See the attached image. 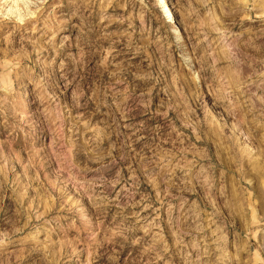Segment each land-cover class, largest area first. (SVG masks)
Returning <instances> with one entry per match:
<instances>
[{"label":"rangeland","instance_id":"374dc122","mask_svg":"<svg viewBox=\"0 0 264 264\" xmlns=\"http://www.w3.org/2000/svg\"><path fill=\"white\" fill-rule=\"evenodd\" d=\"M0 264H264V0H0Z\"/></svg>","mask_w":264,"mask_h":264},{"label":"bare ground","instance_id":"6f19581e","mask_svg":"<svg viewBox=\"0 0 264 264\" xmlns=\"http://www.w3.org/2000/svg\"><path fill=\"white\" fill-rule=\"evenodd\" d=\"M160 1H164V0H160ZM164 14H165V17L167 19V23L172 26V31L174 33L178 32L179 31V27H178V24H177V20H176V16H175V13L173 11V8L171 6H165L164 8Z\"/></svg>","mask_w":264,"mask_h":264},{"label":"clouds","instance_id":"9594fccd","mask_svg":"<svg viewBox=\"0 0 264 264\" xmlns=\"http://www.w3.org/2000/svg\"><path fill=\"white\" fill-rule=\"evenodd\" d=\"M9 15H11V13H9Z\"/></svg>","mask_w":264,"mask_h":264}]
</instances>
